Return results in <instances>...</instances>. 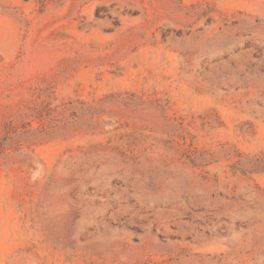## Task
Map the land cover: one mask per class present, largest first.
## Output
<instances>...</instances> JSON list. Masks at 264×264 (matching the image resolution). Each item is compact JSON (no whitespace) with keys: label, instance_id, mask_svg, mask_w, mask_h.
<instances>
[{"label":"rangeland","instance_id":"rangeland-1","mask_svg":"<svg viewBox=\"0 0 264 264\" xmlns=\"http://www.w3.org/2000/svg\"><path fill=\"white\" fill-rule=\"evenodd\" d=\"M0 264H264V0H0Z\"/></svg>","mask_w":264,"mask_h":264}]
</instances>
